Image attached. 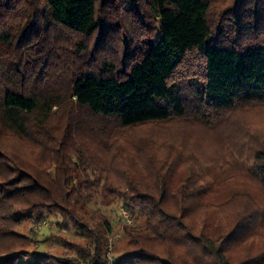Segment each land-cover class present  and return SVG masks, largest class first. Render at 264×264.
Instances as JSON below:
<instances>
[{"label": "trees", "instance_id": "16d2710c", "mask_svg": "<svg viewBox=\"0 0 264 264\" xmlns=\"http://www.w3.org/2000/svg\"><path fill=\"white\" fill-rule=\"evenodd\" d=\"M210 1L0 0V22L26 17L29 10L84 38L107 31V38L118 35L126 49L143 43L140 51L133 50L125 59L121 72L103 61L71 79L67 99L93 117L112 120L121 128L188 117L209 123L239 104L264 102V0H221L213 12ZM2 39L11 43L7 36ZM8 72L6 76L0 71V82L10 75L18 78L16 68ZM22 85L20 81L14 89L0 92V124L34 140L42 152L49 147L50 158L41 155L39 159L50 163L53 176L40 169V178L23 171L9 180L13 183L9 188L0 182V218L19 225L25 217L39 224L33 229L34 239L21 236L22 248L4 253L0 264H231L230 245L250 231L257 218L264 220V209L252 208V213L246 209L233 223L212 231L210 209L225 203H215L211 186L198 183L193 171L173 184L168 178L175 171L172 152L161 158L151 156L146 176L133 177L120 187L106 183L101 188V205H107L106 199L118 201L133 220L123 226L127 241L125 251L117 256L107 216L94 210L90 216L96 223L90 225L82 211L83 205L95 199L96 182L90 180L92 172L84 161L76 160L71 137L68 144V136L61 142L67 146L64 149L49 144L55 140L44 120L62 106L63 98L50 92H26ZM34 114L36 121L28 128ZM176 156L181 164L193 162L184 153ZM0 161L2 176L21 169L14 158L0 157ZM253 162L251 175L264 198V150L253 154ZM77 166L85 169L80 168L82 177L76 174ZM19 177L27 182L20 184L23 179ZM56 215L60 218L57 227L73 228L82 237L80 242L53 233L44 221L50 223ZM39 231L47 232L42 239L58 237L61 252L46 247L40 251L35 237ZM30 245L32 250H24Z\"/></svg>", "mask_w": 264, "mask_h": 264}, {"label": "rangeland", "instance_id": "374dc122", "mask_svg": "<svg viewBox=\"0 0 264 264\" xmlns=\"http://www.w3.org/2000/svg\"><path fill=\"white\" fill-rule=\"evenodd\" d=\"M220 1H210L212 12ZM142 3L147 4L149 0H142ZM25 14L26 17L0 22V71L8 76L9 68H16L18 77L16 79L10 75L2 80L0 92L2 94L6 89H14L21 81V87L26 92H50L63 98L62 106L54 108L44 120V127L50 130L55 140V144H49L52 148L64 149L67 146L61 142L68 136V144L71 137L70 143L77 151L76 160L84 161L92 172V175L87 171L85 174L90 175V180L95 178L96 182L95 199L83 205L82 211L90 225L96 223L90 216L94 210L100 209L107 216L113 228V235L110 237L113 241L116 239L117 256L125 251L127 239L122 235L123 226L131 225L133 220L130 218V223H126L124 219L119 220L120 211L127 210L121 208L118 201L106 199L107 205L102 206L101 188L106 183L120 187L133 177L146 176L145 165L151 156L161 158L172 152V156H169L173 160L175 171L168 178L173 184L193 171L198 183L204 182L211 186L214 202L225 203L223 207L210 209L209 226L212 231L225 223H233L242 210L249 209L252 213L253 209H264V198L251 175L255 166L253 154L264 150V102L239 104L231 110L218 113L209 123L188 117L121 128L112 120L91 116L71 99H67L70 82L80 71L96 68L103 61L112 64L116 73L121 72L126 66L125 59L133 50L140 51L143 43L130 50V47H124L125 44L118 35L107 38V31L103 35L97 32L91 38H84L51 25L39 13L33 14L26 10ZM4 36L9 37L11 43H5L2 39ZM36 115L30 117L28 128L34 125ZM67 126L70 127L69 135ZM28 139L0 124V157L14 158L21 167L16 168V173L0 175V182H5V187L9 188L13 184L9 180L23 171L41 176L40 169H44V172L53 176L50 163L40 161L41 155L50 158L49 147L42 152L34 140L29 139L30 143H27ZM175 152L184 153V157L190 156L193 162L181 164ZM78 163L80 165L79 161ZM80 168L77 166L76 174L80 173L79 176L82 177ZM1 171L3 167L0 161V173ZM18 179H23L20 181L22 185L25 180L27 182L25 177ZM7 219L0 218V258L4 253L21 249L25 243L23 236L34 239L33 229L37 230L39 225H34L25 217L19 225L16 224L18 222ZM50 219V223L47 220L44 222L53 233L58 234L56 236L81 241L82 237L73 228L57 227L56 220H60L59 216ZM9 229L13 233L5 231ZM45 236H48L47 232L40 231L35 236L38 239L37 248L40 251L46 247L48 251L61 252L58 237L56 240L51 237L42 239ZM31 245L33 247L35 243L32 241ZM31 245L24 250H32ZM227 256L231 264H264V220L257 218L250 231L230 245Z\"/></svg>", "mask_w": 264, "mask_h": 264}, {"label": "built area", "instance_id": "2783aa9c", "mask_svg": "<svg viewBox=\"0 0 264 264\" xmlns=\"http://www.w3.org/2000/svg\"><path fill=\"white\" fill-rule=\"evenodd\" d=\"M120 215L123 217V219L125 220L126 223H130L131 219H130L129 213L127 211L121 210Z\"/></svg>", "mask_w": 264, "mask_h": 264}]
</instances>
